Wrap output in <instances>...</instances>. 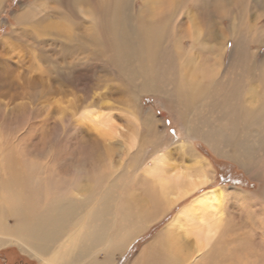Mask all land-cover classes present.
<instances>
[{
	"label": "rangeland",
	"instance_id": "rangeland-1",
	"mask_svg": "<svg viewBox=\"0 0 264 264\" xmlns=\"http://www.w3.org/2000/svg\"><path fill=\"white\" fill-rule=\"evenodd\" d=\"M128 1L131 12L135 8L138 9L137 0L135 3L133 0ZM161 1L165 6L168 4V0ZM180 1L184 3L183 0ZM88 2L91 4H87ZM112 3L114 0H84L81 5L77 0H37L36 4L35 0H0V193L1 197H4L1 198V209L6 210L10 207L9 198L6 196L8 195L6 183L11 179V172L15 169L28 176L33 175L34 169L39 170L42 173L37 177L39 183L44 179V174L46 177L51 173L56 175L55 178L76 176L80 184L85 172L80 170L82 166L79 160L85 158L83 163L90 165L95 161L92 156L100 155L108 156L106 167L103 169L110 175L108 186H115L111 184L114 178L112 174L117 170L116 175L120 176L121 185L126 192L128 191L126 195L131 196L129 200L146 201L145 196L154 188L148 169L164 152L170 154V157L163 161L164 168L169 166L168 173L176 171L174 169L177 167L191 168L197 161L202 163L206 160L213 165L216 174L212 182L190 198L202 194V191L208 188L218 186L247 190L251 196L243 206L225 199L217 205L219 209L223 208V218L225 217L223 220L226 224L223 230L226 234L214 238L218 242L214 243L215 247L211 250L213 256L220 258V261L231 254H235V258H240L239 251L241 247H245L247 241L253 242L257 246L255 249L259 248L260 255L264 254V226L262 228L260 224L264 222V216H260L264 215V155H261L263 152L255 154L250 169H246L231 157L224 155L232 149L228 139H221L216 144L224 153L222 154L214 150L210 142L187 136L181 126L183 121H187V125L191 124L193 127V124H196V130L203 133L206 127L201 123L220 118L231 119L234 115L230 109H219L217 110L219 113L207 112L205 109L210 101L224 96L225 88L222 87L220 91L210 96L206 95L204 108L200 105L196 111L189 108L186 111L173 102L168 106L156 94L139 91L133 81L129 82V79L121 76L123 62L116 57L114 48L102 45L101 50L91 44L87 45V49H91V60L74 74L72 80L55 78V72L61 68L57 67L51 57L54 53V56L60 53L59 44L50 46L47 44L51 42L50 40H46V46L39 44L44 28L47 26L56 34L59 32L64 35L69 33L68 27L76 26L87 31L88 26L94 22L96 29L102 30L103 26L99 25L101 14ZM236 3L238 6L232 15L242 19L241 24L236 26V32L242 35L239 34L238 42L231 38L218 42L223 52V55L222 52H217L218 62L222 63L221 75L236 79L240 81L239 83L247 77L252 78L256 81L255 89H258L260 88L258 83L264 81V43H257L259 36L264 38V0H236ZM38 4L41 6L36 8ZM31 9V17L23 18V23L16 24L15 16L18 17L23 11ZM217 11L222 14L223 8ZM211 16L217 19L216 12H205L204 18L207 20ZM254 17H258L259 22L253 26ZM191 18L195 20V16ZM188 24L187 22L183 34L185 37L189 36ZM91 32H94V29ZM198 33H202L201 26L198 27ZM98 35L94 38L97 37L102 44L103 37ZM170 35L172 37L171 32ZM108 37L106 43L111 41ZM188 38L184 40L185 49L191 42L187 40ZM90 40L92 41L91 38ZM93 42L98 43L95 39ZM196 47L197 44L192 45L191 50ZM234 50L232 59L230 56ZM240 50L243 53L239 57ZM97 55H101L107 63L102 65ZM242 57L247 63L244 62L241 66ZM50 60L53 68L47 65L50 64ZM203 60L205 62V57ZM95 63L97 65L94 67ZM80 65L79 63L78 66ZM227 68L229 70L225 71ZM99 77H103L104 80H97ZM146 114L150 116L144 120ZM135 115L143 119L140 121L136 119V127H132L129 119L132 120ZM228 126L227 121L221 126L222 137L228 135L226 130ZM94 127L101 130L97 132ZM132 133L135 141L130 147ZM86 135L88 139L84 141L83 137ZM12 185L11 181L9 186ZM190 198L172 206L161 219L149 225L142 234L133 239L125 250L123 249L126 244L122 243L105 256L102 247H99L90 257L97 261L106 260L107 264H141L140 261L143 263L150 258L149 255L143 254L148 243L163 238L159 237L165 231L161 235L159 232L167 227L180 206ZM47 203L48 199L43 200L40 206ZM209 211L210 208L204 210L208 217L212 216ZM14 221L13 215H9L8 212L4 214L0 210V233H3V236L6 232L16 234ZM193 232L194 227L186 223L183 229L177 226L169 231L168 234L175 237V244L182 248V253L173 249L171 253L167 251L162 255L166 258H172L177 253L189 257L197 255L198 252H193L196 245ZM236 239H240L243 245H236ZM63 240L65 241V237L57 244L58 250ZM209 247L212 248L210 245ZM250 252L253 253V248H250ZM44 255L50 260V252ZM183 258L186 260L184 256ZM196 261L200 264H218L213 260ZM39 262L29 254L21 252L16 244L5 241L3 244L0 243V264H40Z\"/></svg>",
	"mask_w": 264,
	"mask_h": 264
},
{
	"label": "bare ground",
	"instance_id": "bare-ground-1",
	"mask_svg": "<svg viewBox=\"0 0 264 264\" xmlns=\"http://www.w3.org/2000/svg\"><path fill=\"white\" fill-rule=\"evenodd\" d=\"M137 1L138 9L135 8L131 12L130 1L114 0V3L111 6L108 5L101 14L102 19L99 25L103 26L102 30H97L94 22L88 26V29L91 31L94 29V32L85 31L76 26L68 27L69 33L64 35L59 32L56 34L47 26L44 30L42 29L43 36L39 40L41 46H46V40L51 41L47 42L50 46L59 44L60 53L57 56H54V53L51 57L57 67L61 68L55 72V78L72 80L74 74L91 60V49H87V45L91 44L99 49L103 48L102 45L114 48L116 57L123 62L121 76L129 79V82L133 81L139 91L156 94L168 106L173 102L186 111L188 108L196 111L200 105L204 108L206 95L217 93L223 87L226 89L224 96L210 101L205 109L211 113H219L217 110L223 108L230 109L229 111L234 115L231 119L220 118V120L201 123L206 127L203 133L196 130V124H193V127L191 124L187 125V121H183L181 126L187 136L198 137L206 143L210 142V146L219 153L221 150L216 145L217 142L228 139L232 149L226 154L221 153L231 157L246 169H250L252 160H255V154L263 152L261 155H264V81L258 83L260 88L255 89L256 81L252 78L247 77L239 83L240 81L236 79L223 77L222 63H219L217 58V52H222L218 42L226 41L228 38L238 42L239 34L242 35L236 32V26L241 24L242 19L232 15L238 6L236 0H183L184 3L180 0H176L175 3L173 0H168L166 6L161 0ZM77 2L81 5L84 0H77ZM40 6L38 4L35 7ZM104 7L105 5L102 8ZM220 8H223L222 14L217 11ZM205 12H216L217 19L211 16L205 20ZM31 14L32 9L23 11L18 17L16 15V24L23 23V18H30ZM192 16H195V20L191 18ZM252 21L253 26L258 25L259 18L254 17ZM187 22L189 36L185 37L183 34ZM199 26L202 28V33H198ZM53 32L54 34L50 37ZM97 34L103 37L102 44L97 37L94 38ZM60 35L61 38H59ZM178 35L181 36L178 37ZM107 37L111 40L108 43H106ZM186 38L191 42L185 49ZM259 38L257 43H264V38L262 36ZM94 39L99 44L93 42ZM194 44H197V47L191 50ZM231 53L232 58L235 50ZM242 53L243 51L240 50L239 57ZM222 55L220 58L223 62ZM202 56L205 57V62ZM97 57L102 65L107 63L101 55ZM241 61V66L244 62L247 63L243 57ZM49 63L47 65L53 68L51 60ZM79 63L80 66H78ZM96 65V63L93 64L94 67ZM228 70L229 68L225 71ZM97 80L101 81L104 78L99 77ZM165 84L168 86H164ZM149 116L146 114L144 120ZM136 119L140 121L143 117L137 118L135 115L132 120L129 119L132 127H136ZM225 121L229 123L226 128L228 135L222 137L220 129ZM93 129L97 132L101 130L98 127ZM83 138L87 141L88 135ZM134 141L135 137L132 133L130 147L133 146ZM162 154L148 169L151 172L150 178L154 188L145 196L146 201L129 200L131 196L126 195L128 191L126 192L121 185L120 176L116 175L117 170L112 174L114 178L111 184L115 186H108L110 175L103 171L106 167L107 155L92 156L95 161L90 164L91 167L83 163L85 158L79 160L82 166L80 170L85 172L80 184L76 176L55 178L56 175L51 173L46 177L44 174V179L39 183L37 177L42 175L39 170L34 169L33 175L28 176L15 169L11 172V179L6 183L8 193L6 196L9 198L10 207L6 210L1 209V198L4 197H1L0 193V210L4 214L8 212L9 215L14 216L13 227L16 234L6 232L3 236V233H0V243L3 244L5 241L16 244L21 252L29 254L40 261V264H107L106 260L92 259L91 253H95L99 247H102L103 254L107 256L122 243L126 244L123 249L125 250L133 239L142 234L149 225L161 219L172 209V206L186 201L214 179L216 171L206 160L202 163L197 161L191 168L190 166L185 169L177 167L174 169L176 171L168 173L169 166L164 168L163 161L169 158L170 154L164 152ZM83 155L84 153L81 154ZM11 181L13 185L9 186ZM45 198L48 199V203L40 206L43 200H46ZM249 198L251 196L247 190L226 189L223 186L208 188L202 191V194L193 196L180 206L167 227L159 232L161 235L165 231L160 237L158 236L163 238L154 241L155 236L152 240L154 242L148 243L143 254L149 255L150 258L140 263L200 264L196 260L204 259L213 260L218 264L220 262L221 264H226L223 262L264 264L262 256L264 254L260 255L259 248L255 249L257 246L251 241H247L244 248L241 247L240 258H235V254H231L228 258H221L220 261V258L214 257L211 253L215 247L214 243L218 242L214 238L220 234H226L223 230L226 225L223 220L225 218H223V208L219 209L217 205L225 199L243 206ZM209 208L212 216L208 217L204 210ZM260 216L264 215L260 214ZM185 223L194 227L192 234L196 245L193 252L198 254L189 257L186 254L177 253L172 258L164 257L163 253L167 251L171 253L173 249L182 253L180 245L175 244V237L168 232L177 226L183 229ZM260 224L263 228L264 222ZM62 237H65V241L63 240L58 250L56 246ZM236 241V245H243L240 239ZM250 248H253V253L250 252ZM46 252L51 253L50 260L44 255Z\"/></svg>",
	"mask_w": 264,
	"mask_h": 264
}]
</instances>
